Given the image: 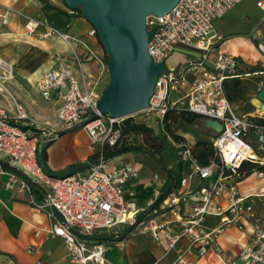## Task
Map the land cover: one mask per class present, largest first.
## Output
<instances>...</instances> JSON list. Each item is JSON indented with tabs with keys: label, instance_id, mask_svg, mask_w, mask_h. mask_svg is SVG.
I'll return each mask as SVG.
<instances>
[{
	"label": "built area",
	"instance_id": "built-area-1",
	"mask_svg": "<svg viewBox=\"0 0 264 264\" xmlns=\"http://www.w3.org/2000/svg\"><path fill=\"white\" fill-rule=\"evenodd\" d=\"M17 1L0 0V26L22 19L27 34L60 40L68 55L55 53L52 65L37 81L40 98L55 111L53 121L46 120L43 126L28 116L11 91L15 69L0 55V103L6 102L4 107L0 104V160L14 167L6 169L0 164V174L7 176L6 189L17 190L46 214L49 232L60 236L67 246L69 264H106L107 240L101 237L115 238L125 229V235L149 236L163 246L164 254L184 243L171 264H192L191 258L209 250L222 254L216 236L225 227L241 222L251 229L248 242L239 252L242 264H264V190L240 192V182L248 173L264 178V123L257 120L259 112L255 116L237 114L226 93L228 81L262 76L264 70L243 68L238 57L220 50L217 44L222 36L213 28L216 19L242 0H178L168 13L147 16L146 29L153 30L148 53L154 63H163L147 107L120 118L98 113L82 125L95 158L88 168L67 174L66 170L53 174L43 162L38 163V157L59 130L96 111L109 80L107 61L82 36L27 15ZM255 4L264 10V0ZM87 35L96 37L92 26ZM178 45L198 53L169 67L166 62ZM90 61L98 67L96 74L84 68ZM173 110L216 119L221 124L220 132L210 130L206 136L213 148L207 163H200L192 147L166 129L164 118ZM136 114L142 115L143 124L164 138L189 169L168 192V178L152 174L148 182L141 183L148 192L142 205L129 190L140 184L138 168L127 162L112 163L103 150L105 146L143 145L134 140L123 142L125 120ZM245 164L250 165V171L243 168ZM169 170L166 166V174ZM256 199L262 203V212L254 205ZM208 218H216L217 223L209 226ZM227 261L235 264L234 260ZM151 264H162L161 258Z\"/></svg>",
	"mask_w": 264,
	"mask_h": 264
},
{
	"label": "crops",
	"instance_id": "crops-1",
	"mask_svg": "<svg viewBox=\"0 0 264 264\" xmlns=\"http://www.w3.org/2000/svg\"><path fill=\"white\" fill-rule=\"evenodd\" d=\"M1 1L6 2L7 0ZM17 6L33 18L45 20L52 26L60 29H68L82 36L99 54L103 55L107 61V57L104 54L97 36L90 37L87 35V31L91 28V24L81 13H77V10L68 9L62 0H18ZM258 9L262 12V16L259 19V22H262L264 21V10ZM58 10H62L65 13H61ZM22 24V19H18L15 22H10L8 25L0 26V54H4L9 58V62L15 64L19 58H28V55L20 56L14 52L16 50L13 49V46L16 45L17 42H23L25 48H28L27 45H38V47L42 48V50L39 51L40 57H38L35 64L31 65V68H27L23 64L20 65L22 66L20 67L22 71H29L30 75L36 77L35 86H37L39 78L52 65L54 54L59 53L67 56L68 51L64 43L56 38L41 39L36 35L27 34ZM256 29L257 28H253L250 30L251 39H248H250L249 43H251V40H254L260 44V49L262 51L259 53V58L247 62L239 60L243 68L264 70V31L259 34L256 32ZM216 35L222 36L223 39L222 34ZM10 38H14L13 41L15 42L11 45H6L7 39ZM190 56L192 55L186 56L180 63L184 62ZM84 66L93 74L97 73L98 67L95 62H87ZM262 77H264V75H253L249 77L255 78L253 80L256 84L257 92L261 86ZM230 82L232 81H228L227 83ZM15 86L16 80L14 79L11 88ZM15 95L26 110V103L21 96L17 93ZM238 100L239 97H236V100L232 101V104H236ZM46 104L48 105L49 114L52 117V119L49 120H53L55 117L54 107L50 103ZM255 108V110H258L257 105H255ZM246 114L253 116L249 114V112H246ZM261 117H264V114H261ZM203 130L205 132L210 131V129ZM84 134H82L80 130H73L53 140V142L45 148L46 157L43 159L44 166L53 172H57L67 170L69 166H76L91 160L88 138L86 134ZM41 157L43 158V155H41ZM111 162L129 163L130 157L127 152L121 153L112 157ZM179 168L182 170L181 175H183L182 163L179 165ZM243 168L250 171L249 164H245ZM252 174L253 173H248L246 178L240 182V192L242 194L258 193L264 190L262 189L264 185L256 190L252 188L249 183L256 180H264V178H256L254 174V177L251 179L250 175ZM150 178L151 175L141 176L139 178L140 184L136 187L129 188V190L135 193V199L139 205H142L144 199L148 196V192L142 189L141 183L148 182ZM6 179V174H0V264H36L38 261L44 264H69L70 260L67 246L60 236H55L49 232L50 220L46 214L29 204L25 195L19 193L17 190L6 189L4 187ZM254 205L259 212H262V203L260 200L256 199ZM207 223L209 226H213L217 223V219L208 218ZM125 233V231H122L119 236L115 237L116 240L107 241V247L104 253L107 260L106 264H151L158 258H161L162 264H171L179 248L184 245V243H181L180 246L176 247L174 250L164 254L163 246L155 244L149 236L142 234L125 235ZM250 236L251 229L245 222L229 225L215 238L216 243L223 251L222 254L219 255L209 250L205 255L199 258H191L193 261L192 264H230L227 259L234 260L235 264H242L239 252L241 247L248 242Z\"/></svg>",
	"mask_w": 264,
	"mask_h": 264
},
{
	"label": "water",
	"instance_id": "water-1",
	"mask_svg": "<svg viewBox=\"0 0 264 264\" xmlns=\"http://www.w3.org/2000/svg\"><path fill=\"white\" fill-rule=\"evenodd\" d=\"M62 2L70 10L79 8L83 17L94 28L108 58L106 65L109 80L96 103V111L90 112L80 122L59 130L53 136L54 139L92 121L98 113L120 118L131 116L147 107L156 78L163 69V63H154L148 53L147 43L153 30L146 29V17L168 13L178 0H62ZM254 102L259 111L264 110V77ZM196 121L199 128L221 131V124L216 119L199 118ZM175 134L191 147L198 141L191 133ZM49 144L50 141L46 142L42 150ZM91 163L89 160L78 164L65 173L86 169ZM167 175H170L169 171ZM71 231L85 237L72 229ZM101 239L116 240L107 236Z\"/></svg>",
	"mask_w": 264,
	"mask_h": 264
},
{
	"label": "rangeland",
	"instance_id": "rangeland-1",
	"mask_svg": "<svg viewBox=\"0 0 264 264\" xmlns=\"http://www.w3.org/2000/svg\"><path fill=\"white\" fill-rule=\"evenodd\" d=\"M77 13H80V11L77 10ZM261 16L262 12L255 6V0H244L234 9L227 12L223 17L217 19L213 26L214 32L216 34L223 35V39L218 43V48L238 57L244 62L258 59L259 53L262 51L260 49V44L254 40H251V43H249V40L251 39V29L257 28L256 32L259 34L264 31V21L259 22ZM13 39L14 38L7 39L6 45H11L13 42H15ZM27 46L28 48H25L23 42H17L16 45L13 46V49L16 50L14 52L20 56L28 55V58H19L17 63L13 64L15 73L17 72L14 78L16 80V86L13 88L10 86V88L12 89L11 91L13 93L19 94L26 103V112L28 116L35 120L37 124L43 126L42 123L44 121L52 119L47 108L48 105L39 96L38 88L35 86L36 77L30 75L29 71L24 72L22 71V68H20L22 67L20 66L21 64L27 68H31V65L35 64L36 60H38V57H40L39 51L42 50V48L38 47V45ZM197 53L198 51L191 47L178 45L176 50L170 54L168 58L169 62L167 61L166 65L169 67L176 66L183 59H185L186 56L196 55ZM0 55L10 61L9 58L4 54L1 53ZM84 68L85 70H89L85 66ZM253 79L255 78L247 77L238 80L240 82L241 94L238 96V102L236 104H232L233 109L237 114H246V112H249V114L254 116L257 115L258 112V115L264 114V110H255L256 103L254 100L256 98L257 90ZM232 83L233 82L228 83L229 89L231 88ZM0 104L2 107H4L6 102L2 101ZM131 120L134 122L143 123V117L141 114L134 115ZM77 130H80L82 134L85 133L81 128L76 129V131ZM174 130L175 132L191 133L197 140H205L206 136L210 134L208 131L205 132L203 128H199L197 121H195L192 125L179 123L174 127ZM38 131L40 132V129ZM157 137L161 138L163 142L162 144L166 146V148L161 151L160 158L166 163L167 169L170 168L171 170L175 171L181 162L177 158L175 151L168 144V142L160 136ZM129 140H134L137 144H145L143 137H138L133 132H129L123 136L124 143ZM127 154L130 157L129 163L135 165L138 168L140 177H144V175H152L154 173H157L160 177H168L166 174V168L162 167L161 162L157 159V157L152 156L150 153L136 149L127 151ZM90 157L91 159L95 158L94 154H91ZM42 161L43 158L41 156L38 157V163L42 164ZM0 164L4 165L8 163L5 160H0ZM187 174L188 166L186 163H184L183 175ZM253 177V174L250 175L251 179ZM249 184L255 190L257 188L260 189L261 186L264 185V180H256Z\"/></svg>",
	"mask_w": 264,
	"mask_h": 264
},
{
	"label": "trees",
	"instance_id": "trees-1",
	"mask_svg": "<svg viewBox=\"0 0 264 264\" xmlns=\"http://www.w3.org/2000/svg\"><path fill=\"white\" fill-rule=\"evenodd\" d=\"M55 8V7H54ZM74 10H79V8H76ZM61 13H65L62 10H58ZM81 13V11H80ZM108 60V58H107ZM257 70V68H254ZM233 83L231 84V88L229 89L228 83L226 84V93L227 97L230 102L236 100V97H238L241 94V88H240V82L238 80H233ZM200 116L179 110V111H170L167 113V115L164 118L165 121V127L166 129L173 135V137L177 140L182 139L181 137L177 136L175 134L174 127L179 124L183 123L186 125H192ZM257 120L264 123V117H257ZM129 132H133L134 134L141 135L144 139L145 144L139 145V146H120V147H109L105 146L103 148L104 155L106 158H112L116 155H119L121 153H125L129 150H141L146 153H150L152 156L157 157V159L161 162L162 167L166 168V163L160 158V153L162 150L166 148L162 143V139L157 137V135L154 133L152 128L147 127L143 123L134 122L131 120V118H127L125 120V125L123 127V135L128 134ZM53 141H50L52 143ZM193 154L197 158V160L205 164L208 162L209 158L213 155V148L211 144L206 140H198L196 145L191 148ZM43 159L46 157V149L42 151ZM3 168L6 169H14L13 166L9 164L1 165ZM73 166H69L67 169H71ZM170 175L167 177V186L165 192L170 191L174 186H176L179 177L181 176L180 168L178 167L175 171L169 170ZM53 174H60L63 171H57L53 172ZM146 195V194H145Z\"/></svg>",
	"mask_w": 264,
	"mask_h": 264
},
{
	"label": "bare ground",
	"instance_id": "bare-ground-1",
	"mask_svg": "<svg viewBox=\"0 0 264 264\" xmlns=\"http://www.w3.org/2000/svg\"><path fill=\"white\" fill-rule=\"evenodd\" d=\"M11 64H13L12 62H10Z\"/></svg>",
	"mask_w": 264,
	"mask_h": 264
}]
</instances>
